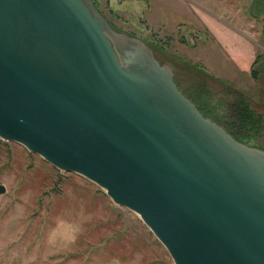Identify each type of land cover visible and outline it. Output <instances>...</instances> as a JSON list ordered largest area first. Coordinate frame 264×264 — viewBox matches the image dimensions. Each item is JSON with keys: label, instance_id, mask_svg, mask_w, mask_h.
I'll return each instance as SVG.
<instances>
[{"label": "water", "instance_id": "95a60500", "mask_svg": "<svg viewBox=\"0 0 264 264\" xmlns=\"http://www.w3.org/2000/svg\"><path fill=\"white\" fill-rule=\"evenodd\" d=\"M0 136L103 186L175 264H264V149L90 0H0Z\"/></svg>", "mask_w": 264, "mask_h": 264}, {"label": "rangeland", "instance_id": "374dc122", "mask_svg": "<svg viewBox=\"0 0 264 264\" xmlns=\"http://www.w3.org/2000/svg\"><path fill=\"white\" fill-rule=\"evenodd\" d=\"M90 2L168 66L204 116L264 149V12L253 15L251 0ZM0 183V264H175L139 213L103 186L1 136Z\"/></svg>", "mask_w": 264, "mask_h": 264}, {"label": "trees", "instance_id": "16d2710c", "mask_svg": "<svg viewBox=\"0 0 264 264\" xmlns=\"http://www.w3.org/2000/svg\"><path fill=\"white\" fill-rule=\"evenodd\" d=\"M251 4H252L251 7H254L255 6V10L253 11V9H252V11H251L253 13V15H259L262 11L264 12V3H263V7H262L261 0H251ZM261 32L264 35V24L262 25ZM246 109H247L246 107H243V108H241L238 111V115H239L240 118H243V119H246L247 118L246 115L243 114L244 113V110H246ZM243 140H244V138H243Z\"/></svg>", "mask_w": 264, "mask_h": 264}]
</instances>
